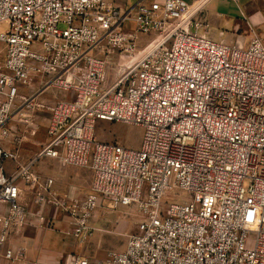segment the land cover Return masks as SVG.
I'll use <instances>...</instances> for the list:
<instances>
[{
  "label": "built area",
  "instance_id": "obj_1",
  "mask_svg": "<svg viewBox=\"0 0 264 264\" xmlns=\"http://www.w3.org/2000/svg\"><path fill=\"white\" fill-rule=\"evenodd\" d=\"M203 3L0 0V248L56 213L84 244L98 210L134 207L124 250L70 264H264V45L213 41ZM115 54L133 59L110 81ZM50 89L46 143L23 160L9 145ZM100 122L142 129L139 148L96 140ZM41 159L87 169L90 193L61 194Z\"/></svg>",
  "mask_w": 264,
  "mask_h": 264
},
{
  "label": "rangeland",
  "instance_id": "obj_2",
  "mask_svg": "<svg viewBox=\"0 0 264 264\" xmlns=\"http://www.w3.org/2000/svg\"><path fill=\"white\" fill-rule=\"evenodd\" d=\"M126 26L129 27L130 24ZM153 39L152 35L140 37L138 51L145 49ZM132 59L133 55L115 54L110 60L107 79L112 81L121 75ZM56 95L57 90L50 89L39 97L44 107L35 115L33 125H17V131L22 134V141L9 146L17 147L23 160L32 159L45 145L47 118L51 103L57 99ZM142 133V129L138 127L100 122L95 128L94 137L98 141H118L128 148L138 149ZM4 168L13 170L14 166L6 161ZM36 169L44 175L54 177L56 188L61 194L82 196L90 193L91 174L87 169L68 167L49 159L39 160ZM174 194L175 192L169 193V196L164 198V204L171 202L170 196ZM54 219L57 220L54 228L40 230L30 227L15 238L11 236L5 247L0 248V264H70L74 257H85L92 261L103 259L110 251L124 250L126 235L135 230L141 217L134 207L115 211L98 210L90 224L93 232L84 244L76 243L70 237V229L62 224L59 214L54 216ZM10 246L17 247V257L13 261L2 258L5 249Z\"/></svg>",
  "mask_w": 264,
  "mask_h": 264
},
{
  "label": "crops",
  "instance_id": "obj_3",
  "mask_svg": "<svg viewBox=\"0 0 264 264\" xmlns=\"http://www.w3.org/2000/svg\"><path fill=\"white\" fill-rule=\"evenodd\" d=\"M111 1L122 10L130 9L138 2V0ZM184 1L188 5L195 3L194 6L204 2L200 18L205 20L208 36L213 41H224L227 44L245 47L250 39L256 36L264 45V0ZM12 171L6 170L7 174H11Z\"/></svg>",
  "mask_w": 264,
  "mask_h": 264
}]
</instances>
